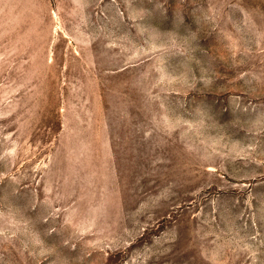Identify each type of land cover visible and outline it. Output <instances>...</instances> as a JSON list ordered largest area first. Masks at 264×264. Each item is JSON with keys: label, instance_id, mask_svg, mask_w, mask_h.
Masks as SVG:
<instances>
[{"label": "rangeland", "instance_id": "1", "mask_svg": "<svg viewBox=\"0 0 264 264\" xmlns=\"http://www.w3.org/2000/svg\"><path fill=\"white\" fill-rule=\"evenodd\" d=\"M0 264H264V0H0Z\"/></svg>", "mask_w": 264, "mask_h": 264}]
</instances>
